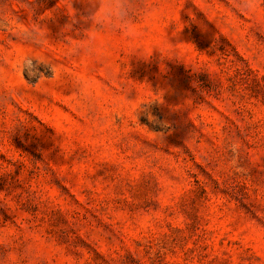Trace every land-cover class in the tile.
I'll return each instance as SVG.
<instances>
[{
    "label": "rangeland",
    "instance_id": "rangeland-1",
    "mask_svg": "<svg viewBox=\"0 0 264 264\" xmlns=\"http://www.w3.org/2000/svg\"><path fill=\"white\" fill-rule=\"evenodd\" d=\"M106 2L0 0V264H264V0Z\"/></svg>",
    "mask_w": 264,
    "mask_h": 264
},
{
    "label": "clouds",
    "instance_id": "clouds-1",
    "mask_svg": "<svg viewBox=\"0 0 264 264\" xmlns=\"http://www.w3.org/2000/svg\"><path fill=\"white\" fill-rule=\"evenodd\" d=\"M129 7L125 0H110L104 3L93 12V19L104 23L113 24L116 27L131 31V25L127 22ZM32 61L25 59V66L31 67ZM31 74V73H30ZM239 147L238 143H233L231 148L235 151Z\"/></svg>",
    "mask_w": 264,
    "mask_h": 264
}]
</instances>
